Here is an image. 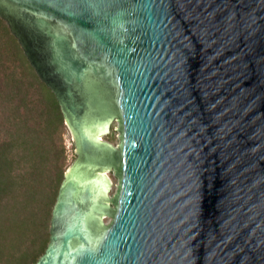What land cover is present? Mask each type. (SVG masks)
I'll return each instance as SVG.
<instances>
[{
	"label": "water",
	"instance_id": "1",
	"mask_svg": "<svg viewBox=\"0 0 264 264\" xmlns=\"http://www.w3.org/2000/svg\"><path fill=\"white\" fill-rule=\"evenodd\" d=\"M0 18L77 154L35 264H264V0H0Z\"/></svg>",
	"mask_w": 264,
	"mask_h": 264
},
{
	"label": "trees",
	"instance_id": "2",
	"mask_svg": "<svg viewBox=\"0 0 264 264\" xmlns=\"http://www.w3.org/2000/svg\"><path fill=\"white\" fill-rule=\"evenodd\" d=\"M64 123L55 95L0 18V264H35L48 245L68 168Z\"/></svg>",
	"mask_w": 264,
	"mask_h": 264
},
{
	"label": "rangeland",
	"instance_id": "3",
	"mask_svg": "<svg viewBox=\"0 0 264 264\" xmlns=\"http://www.w3.org/2000/svg\"><path fill=\"white\" fill-rule=\"evenodd\" d=\"M65 127H66V133L64 136V142H65L67 152H68L67 165L69 168L72 165V163L77 159V154H75V145L72 141V136L70 134L69 128L67 127L66 124H65ZM111 128H112V130H111ZM117 128H118V123L113 121L111 126H110L109 132L106 133L104 136H102V140L104 142H107L114 147H116L119 144V137H118L119 132H118V130H116ZM110 135L114 139L113 142L108 139ZM104 174L110 183V185L108 186V192L106 194L108 200H110L116 194V190H117V186H118L119 182H118V178L114 175V172L112 170H109L108 172H104ZM108 204H109L108 206L110 208H112V205L110 203H108ZM110 222H111V218L106 217V216L103 218V223L105 225H108Z\"/></svg>",
	"mask_w": 264,
	"mask_h": 264
}]
</instances>
